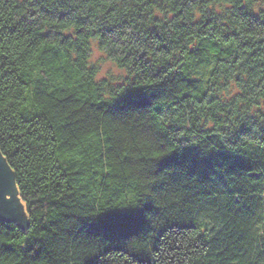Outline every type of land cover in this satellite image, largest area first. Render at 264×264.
Instances as JSON below:
<instances>
[{
    "label": "trees",
    "instance_id": "1",
    "mask_svg": "<svg viewBox=\"0 0 264 264\" xmlns=\"http://www.w3.org/2000/svg\"><path fill=\"white\" fill-rule=\"evenodd\" d=\"M161 2L171 15L146 21L127 4L116 11H105L106 3L84 6L113 26L142 24L160 49L150 71L125 68L127 79L115 89L138 92L148 103L115 112L113 92L75 63L71 43L48 46L56 41L33 22L29 0H0V96L5 103L23 97L5 110L0 135L31 209L27 232L15 220H0V264H89L101 252L115 255L116 239L91 225L132 207L152 209L145 255L155 264H264V147L234 146L243 166L218 174L187 163L216 144L208 124L230 111L214 99L226 95L225 79L240 93L236 103L245 91L264 102L261 26L241 32L239 17L227 27L183 26L179 5ZM52 149L61 153L58 162Z\"/></svg>",
    "mask_w": 264,
    "mask_h": 264
},
{
    "label": "snow or ice",
    "instance_id": "2",
    "mask_svg": "<svg viewBox=\"0 0 264 264\" xmlns=\"http://www.w3.org/2000/svg\"><path fill=\"white\" fill-rule=\"evenodd\" d=\"M29 2L33 4V13L30 15L37 28L56 41L55 44L48 46L56 47L61 42L71 43L72 48L68 51H75L76 55L73 57L75 63L88 76H94L98 84L107 85L105 91L113 92L111 100L114 102L115 112H123L148 103L147 99L138 92L127 91L118 94L115 89L122 88V82L127 79L125 68L132 72L133 65H136L141 73L145 70L150 71L153 62L157 59L159 46L141 31L142 24L125 26L120 23L113 26L103 12L89 13L84 6L96 8L97 3H101V6L106 3L105 11H116L117 8L127 4L133 13L139 15L141 21H146L150 16L171 15L161 0H29ZM170 3L173 8L179 5L177 11L182 13V18L187 17L183 26H188L189 21L195 24H200L201 21H208L209 24L213 21H223L224 26L227 27L230 19L235 21V18L239 17V29L247 34L257 32L256 25L259 24L261 28L256 40L264 44V0H170ZM161 7L165 9L164 13L158 11ZM136 15H133V20L136 19ZM44 25H47V28ZM168 59L171 60L172 57ZM220 87L226 89V95L222 99L220 93H215L214 99L218 104L227 103L230 111L221 113L220 116H213L212 123L208 124L216 144L211 149H207L204 155L198 154L187 161L193 169L217 174L224 169L232 170L243 166V162L234 155L236 152L234 146L245 141L249 143L256 141L257 147H264V102L261 101L260 96L250 100L245 91L243 101L236 103L240 99V93L231 91L227 79ZM260 95L264 96V93ZM22 99L23 97L5 103L4 97L0 96V121L5 110L15 108ZM250 104L256 107L250 108ZM27 107L28 105L25 104L24 108ZM205 111L211 115V102ZM202 123H208L207 119ZM6 144L7 140L0 135V162H2L0 163V220L6 215L12 216L18 225L25 227L27 232L30 219L28 213L31 211L25 206L28 202L27 189L23 182L16 183L19 179L16 175L17 169L11 168L6 163L10 158L6 154L10 151ZM20 147L19 143L15 145V149ZM15 149L11 150L12 155H15ZM172 151L175 152V149ZM52 153L55 154V160L58 162L61 153L56 152L55 149H52ZM52 153L47 154L49 158H52ZM22 189L24 191H21ZM151 211L150 207H132L112 216H98L91 227L97 233L101 231L111 233L118 247L115 249V255L111 254L112 250L109 254L101 252L99 257L91 260L89 264H101V262L102 264H155V261H149L145 255L152 244L150 234L154 232V228L149 226ZM24 239L27 240L28 236L25 235ZM92 255L95 256V253Z\"/></svg>",
    "mask_w": 264,
    "mask_h": 264
},
{
    "label": "water",
    "instance_id": "3",
    "mask_svg": "<svg viewBox=\"0 0 264 264\" xmlns=\"http://www.w3.org/2000/svg\"><path fill=\"white\" fill-rule=\"evenodd\" d=\"M2 163V162H0ZM2 220H5V221H12V220H15L12 216H8L6 215Z\"/></svg>",
    "mask_w": 264,
    "mask_h": 264
}]
</instances>
